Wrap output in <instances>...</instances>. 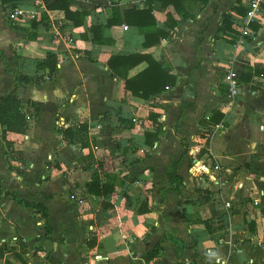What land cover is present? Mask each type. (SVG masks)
Masks as SVG:
<instances>
[{
  "label": "crops",
  "instance_id": "1",
  "mask_svg": "<svg viewBox=\"0 0 264 264\" xmlns=\"http://www.w3.org/2000/svg\"><path fill=\"white\" fill-rule=\"evenodd\" d=\"M173 1L179 10L163 0H69L86 12L79 26L43 0L20 2L32 15L14 21L22 30L8 25L0 3V97L16 73L46 75L36 61L58 59L51 79L16 88L40 108L24 134L7 135L27 163L12 160L21 173L8 169L0 142V246L11 249L0 264H264V4L237 45L248 0ZM114 4L150 6L155 25L102 26L111 42L95 44L88 28L110 18ZM224 15L231 33L220 29ZM158 29L168 36L144 46ZM133 53L150 55L176 84L148 99L131 95L106 63ZM146 67L143 60L127 76ZM228 68L239 75L233 98ZM79 124L88 126L83 142L58 132ZM157 124L146 145L144 132ZM97 162L121 182L106 198L84 191ZM14 198L43 205L51 233L40 212ZM142 203L147 211L138 213Z\"/></svg>",
  "mask_w": 264,
  "mask_h": 264
},
{
  "label": "trees",
  "instance_id": "2",
  "mask_svg": "<svg viewBox=\"0 0 264 264\" xmlns=\"http://www.w3.org/2000/svg\"><path fill=\"white\" fill-rule=\"evenodd\" d=\"M34 0H0L2 5H6L5 9H14L20 2H33ZM44 5L47 10H61L64 13V17L71 21L74 26H79L84 23V17L86 15L85 11H72L70 9L69 0H43ZM152 0H149L151 2ZM165 2H172L173 5L179 10L178 5L173 0H163ZM112 15L110 18H107L102 24H93L89 26V30L93 33L92 41L95 44H106L110 43L111 40L104 39L101 37V27L102 26H112L118 24H130L135 27H145V26H154L155 19L151 13V7L147 9H136L133 7L123 8L117 4L112 5ZM7 10V9H6ZM7 15V13H6ZM46 15L43 13L41 19L43 20ZM7 22L8 25L13 29L22 30L21 27L17 26L14 21L8 16ZM32 25H36V21L32 20ZM166 26L173 28L176 22L167 21ZM224 25L220 27L222 30L229 29V23H227L226 15H224ZM25 32V30H24ZM168 30L158 29L155 32V35L149 37L147 35L144 40V46H148L151 43L158 42L159 38L167 37ZM31 36V35H30ZM150 39V40H149ZM147 62V67L141 72L137 73L132 77L127 76V72L130 68L134 67L141 61ZM58 59L55 54H49L45 59L41 61H36L35 66L38 70H45L46 75H38L35 77H29L28 75L22 73H16L14 75L15 88L8 94L0 97V142L4 148V159L6 166L9 170H15L21 173V170L12 165V160L20 161L23 164L26 163L25 159L20 155H15L13 151V141L7 138L8 133L24 134L28 126V120L40 111L39 105L32 101L28 100L26 103L22 102L21 99L16 94V88L19 85H24L29 81L40 82L44 77L51 79L57 71ZM107 67L111 71V75L123 79L125 90L129 91L131 95L140 97L143 99H148L151 95H155L162 90L174 86L176 84V78L165 72L161 69V66L148 54L145 53H133L128 55H112L109 57L106 63ZM33 110V113L29 111ZM148 117L156 120L158 114H154L151 111L148 114ZM88 126L86 124H79L75 127H66L58 129V132L63 136V138H70L83 142L84 134L87 131ZM160 132L159 124H157V130L155 132L149 133L148 131L144 132L146 145H151L155 141ZM83 144V143H82ZM27 164V163H26ZM29 164V163H28ZM99 171L93 173L90 181L84 184V191L93 196H101L103 198L108 197L114 191L116 184H121L118 181L115 174L107 173L102 171V164L97 163ZM103 178V179H102ZM177 176L174 171L169 173L168 181L173 183L177 181ZM18 203L23 204L27 207H31L36 212H40L42 217L45 220V229L46 235L51 233V229L48 224V215L46 208L40 203H29L21 199L14 198ZM104 208L109 205L107 202H102ZM105 210V209H104ZM104 210L100 211V214ZM147 211V208L143 203L138 208V213H144ZM100 216V215H99ZM92 244L88 242V245ZM11 249L2 245L0 246V255L10 251Z\"/></svg>",
  "mask_w": 264,
  "mask_h": 264
},
{
  "label": "built area",
  "instance_id": "3",
  "mask_svg": "<svg viewBox=\"0 0 264 264\" xmlns=\"http://www.w3.org/2000/svg\"><path fill=\"white\" fill-rule=\"evenodd\" d=\"M264 4V0H248L246 3V13L244 18L241 20L243 24V28L241 30L238 39L236 40L237 45H241L244 43L246 36L250 35L249 24L252 21L258 20L261 15L263 9L262 5ZM7 16L11 18L13 21L21 23L25 21V19H30L32 15H28L25 11L16 7L14 9H10L7 12ZM124 29H127V26H124ZM223 82L227 87L228 93L230 97H235L238 95L239 91V75L236 71L231 68H228L223 76ZM222 125H217L216 128L221 127ZM14 151V149H13ZM15 153V151H14Z\"/></svg>",
  "mask_w": 264,
  "mask_h": 264
},
{
  "label": "rangeland",
  "instance_id": "4",
  "mask_svg": "<svg viewBox=\"0 0 264 264\" xmlns=\"http://www.w3.org/2000/svg\"><path fill=\"white\" fill-rule=\"evenodd\" d=\"M29 111H31L32 113H33V110L32 109H29ZM44 120H43V128L45 129V130H48L49 129V124H48V120H47V117H46V114L44 113ZM61 127H58V129H60ZM98 163V162H97ZM78 192V191H77ZM72 193L71 192H69V193H67V195L69 196V197H72V195H71ZM78 196H80L81 195V192L80 193H78L77 194Z\"/></svg>",
  "mask_w": 264,
  "mask_h": 264
}]
</instances>
